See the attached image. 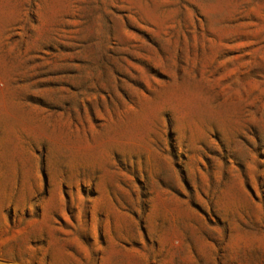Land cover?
I'll return each mask as SVG.
<instances>
[{"label":"rangeland","instance_id":"obj_1","mask_svg":"<svg viewBox=\"0 0 264 264\" xmlns=\"http://www.w3.org/2000/svg\"><path fill=\"white\" fill-rule=\"evenodd\" d=\"M0 264H264V0H0Z\"/></svg>","mask_w":264,"mask_h":264}]
</instances>
